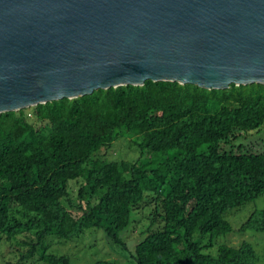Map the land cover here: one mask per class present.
<instances>
[{"label": "trees", "instance_id": "16d2710c", "mask_svg": "<svg viewBox=\"0 0 264 264\" xmlns=\"http://www.w3.org/2000/svg\"><path fill=\"white\" fill-rule=\"evenodd\" d=\"M253 134L264 142L259 84L146 81L0 114L1 264H70L49 249L92 229L116 256L92 264H263L247 241L209 252L232 232L229 212L264 201V154L243 150ZM121 139L137 159L105 164ZM239 230L264 234V206Z\"/></svg>", "mask_w": 264, "mask_h": 264}, {"label": "water", "instance_id": "95a60500", "mask_svg": "<svg viewBox=\"0 0 264 264\" xmlns=\"http://www.w3.org/2000/svg\"><path fill=\"white\" fill-rule=\"evenodd\" d=\"M146 81L264 86V0H0V114Z\"/></svg>", "mask_w": 264, "mask_h": 264}, {"label": "rangeland", "instance_id": "374dc122", "mask_svg": "<svg viewBox=\"0 0 264 264\" xmlns=\"http://www.w3.org/2000/svg\"><path fill=\"white\" fill-rule=\"evenodd\" d=\"M244 151H251L252 153L264 154V142L258 135H251L244 142ZM100 156L104 163L112 161H134L138 157V152L135 146L130 145L127 139H121L116 141L107 151H103ZM264 201L263 197H259L255 201L248 203L238 210H233L227 214L226 220L231 224L232 232L225 236L217 237L210 241L209 238H205L204 242L209 241L212 244L210 254H215L218 245L225 244L231 247H237L242 241L251 243L256 252L264 259V234L260 232H241L239 230L240 225L245 221L249 214L254 211L263 208ZM146 212L142 215L132 213L131 221L137 217L139 222L134 226L132 232L128 235L129 241L138 239L140 231L143 227H147L148 221L146 218ZM19 240V238H18ZM56 246L49 249V253L56 255L67 256L70 260V264H92L95 260L100 259H111L114 252L108 245L102 230L92 229L86 231L81 237L69 241H63L56 239ZM6 253V248H3V255ZM115 256V255H113ZM11 254H6L4 258H1L5 263H8ZM116 257V256H115ZM14 264H18L17 261L13 260ZM3 263L0 261V264ZM121 263H124L123 261ZM264 264V262H262ZM41 264V263H39ZM125 264V263H124Z\"/></svg>", "mask_w": 264, "mask_h": 264}]
</instances>
